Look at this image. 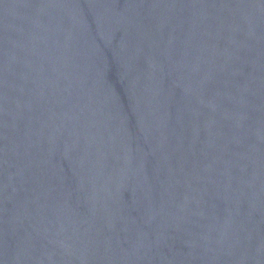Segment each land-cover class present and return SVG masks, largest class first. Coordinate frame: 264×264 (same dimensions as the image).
I'll return each instance as SVG.
<instances>
[{
    "label": "water",
    "instance_id": "obj_1",
    "mask_svg": "<svg viewBox=\"0 0 264 264\" xmlns=\"http://www.w3.org/2000/svg\"><path fill=\"white\" fill-rule=\"evenodd\" d=\"M0 264H264V0H0Z\"/></svg>",
    "mask_w": 264,
    "mask_h": 264
}]
</instances>
